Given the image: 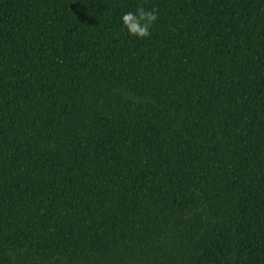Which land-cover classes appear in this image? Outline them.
Masks as SVG:
<instances>
[{
	"label": "trees",
	"instance_id": "16d2710c",
	"mask_svg": "<svg viewBox=\"0 0 264 264\" xmlns=\"http://www.w3.org/2000/svg\"><path fill=\"white\" fill-rule=\"evenodd\" d=\"M0 264H264V0H0Z\"/></svg>",
	"mask_w": 264,
	"mask_h": 264
},
{
	"label": "clouds",
	"instance_id": "9594fccd",
	"mask_svg": "<svg viewBox=\"0 0 264 264\" xmlns=\"http://www.w3.org/2000/svg\"><path fill=\"white\" fill-rule=\"evenodd\" d=\"M158 19V9L152 8L146 10L144 7H139L135 12H126L122 17L123 26L128 33L140 39L147 38L151 35V28Z\"/></svg>",
	"mask_w": 264,
	"mask_h": 264
}]
</instances>
